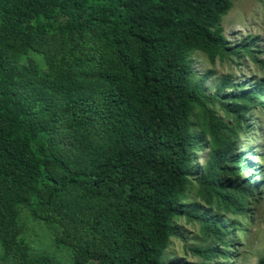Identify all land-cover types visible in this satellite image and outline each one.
Instances as JSON below:
<instances>
[{
  "label": "trees",
  "instance_id": "1",
  "mask_svg": "<svg viewBox=\"0 0 264 264\" xmlns=\"http://www.w3.org/2000/svg\"><path fill=\"white\" fill-rule=\"evenodd\" d=\"M231 5L0 0V264H59L31 246L24 213L70 264H165L181 216L215 243L192 248L197 264L227 256L228 215L247 213L256 185L233 151L246 111L264 107V78L248 87L227 73L210 92L212 72L190 57L261 62L253 40L229 44Z\"/></svg>",
  "mask_w": 264,
  "mask_h": 264
},
{
  "label": "rangeland",
  "instance_id": "2",
  "mask_svg": "<svg viewBox=\"0 0 264 264\" xmlns=\"http://www.w3.org/2000/svg\"><path fill=\"white\" fill-rule=\"evenodd\" d=\"M232 5L222 17L224 33L229 44H242L245 40H253L251 45L254 55L260 61L256 62L249 54L240 53L237 57L215 58L212 62L199 51L194 52L190 61L198 74L212 72V78L205 82L208 91L213 90V78L227 73L234 75L238 81L248 87L255 84L259 78H264V0H231ZM239 47V46H238ZM236 47V49L238 48ZM31 56L41 64V56L32 52ZM219 114L223 115L222 111ZM248 125L247 131H241L233 153L244 152L248 168L242 169L241 178H250L255 187H248L247 213L229 214L228 220H233L238 229L227 236V256H216L208 261L211 264H257L264 255V107L257 104L244 114ZM225 119H229L227 116ZM205 151H198V162H204ZM255 169V170H252ZM255 188V189H253ZM247 191V192H248ZM196 198L188 195L187 202ZM25 234L32 247L46 250L53 254L59 264H70L69 251L64 247H55L52 230L24 213L21 219ZM178 234L171 238L165 264H197L202 261L192 248L215 244L211 239H204L199 223L187 220L184 216L176 220ZM222 247V245H221Z\"/></svg>",
  "mask_w": 264,
  "mask_h": 264
}]
</instances>
